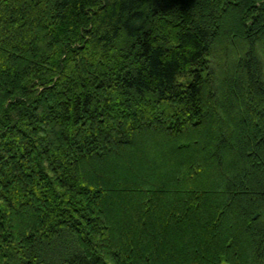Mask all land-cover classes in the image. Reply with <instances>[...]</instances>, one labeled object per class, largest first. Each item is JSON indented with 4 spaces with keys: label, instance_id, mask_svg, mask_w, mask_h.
Segmentation results:
<instances>
[{
    "label": "trees",
    "instance_id": "trees-1",
    "mask_svg": "<svg viewBox=\"0 0 264 264\" xmlns=\"http://www.w3.org/2000/svg\"><path fill=\"white\" fill-rule=\"evenodd\" d=\"M0 264H264V0H0Z\"/></svg>",
    "mask_w": 264,
    "mask_h": 264
}]
</instances>
